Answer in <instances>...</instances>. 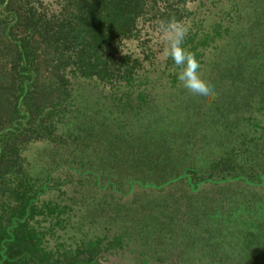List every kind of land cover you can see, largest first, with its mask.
Masks as SVG:
<instances>
[{
	"label": "trees",
	"instance_id": "trees-1",
	"mask_svg": "<svg viewBox=\"0 0 264 264\" xmlns=\"http://www.w3.org/2000/svg\"><path fill=\"white\" fill-rule=\"evenodd\" d=\"M55 2L0 0V264H264V0L160 1L208 100L124 49L143 0Z\"/></svg>",
	"mask_w": 264,
	"mask_h": 264
},
{
	"label": "rangeland",
	"instance_id": "rangeland-1",
	"mask_svg": "<svg viewBox=\"0 0 264 264\" xmlns=\"http://www.w3.org/2000/svg\"><path fill=\"white\" fill-rule=\"evenodd\" d=\"M160 1L161 0H143L145 6L141 12V17L137 24L138 27L134 30L135 34L133 37L126 39V44H124V49H128L133 56H138L145 60V62H157L166 56L164 53L165 44L159 32V24L167 14L163 12L164 8L161 6ZM197 1L198 0H187L186 5L189 3L197 12L202 11L200 16H205L206 23L214 20L215 18L213 17L215 13H218L222 9V6H224L223 0H221V3L220 0L219 2L218 0H203L204 5H200V8L196 4ZM55 4L56 2L53 0V5L51 6L52 10H56L57 5ZM166 4L171 8L168 10L174 12L177 6L181 5V0H165L164 5ZM203 72L204 69L200 74ZM126 261V259L111 255L108 257V261L106 260L105 262L107 264H125Z\"/></svg>",
	"mask_w": 264,
	"mask_h": 264
},
{
	"label": "clouds",
	"instance_id": "clouds-1",
	"mask_svg": "<svg viewBox=\"0 0 264 264\" xmlns=\"http://www.w3.org/2000/svg\"><path fill=\"white\" fill-rule=\"evenodd\" d=\"M159 32L166 57L179 69L176 75L182 86L202 100L214 98V89L200 75L201 64L196 54L184 46L187 29L177 21L169 20L160 22Z\"/></svg>",
	"mask_w": 264,
	"mask_h": 264
}]
</instances>
